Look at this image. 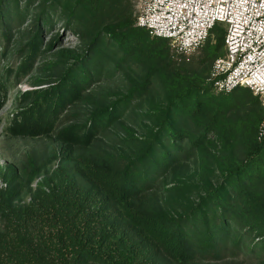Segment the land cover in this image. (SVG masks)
Here are the masks:
<instances>
[{"label": "trees", "instance_id": "16d2710c", "mask_svg": "<svg viewBox=\"0 0 264 264\" xmlns=\"http://www.w3.org/2000/svg\"><path fill=\"white\" fill-rule=\"evenodd\" d=\"M25 1V8L19 0L0 7V18L8 19L0 31L6 40L3 56L13 37L17 40L13 22L20 18V27L35 2ZM48 2L32 29L17 31L18 62L8 68L15 73L14 84L34 75L40 57L52 50L53 43L43 45L39 22L51 24L57 6L69 17L66 26H75L85 38L97 34L90 54L68 47L53 51L55 61L39 70L58 68V78H37V83L48 82V88L23 93L33 96L34 105L15 114L6 128L10 134H51L68 106L93 102L89 87L117 62L111 56L109 69L101 63L114 42L127 51L125 59L149 63V72L143 80L129 77L128 93L111 104L96 102L90 123L56 130L61 158L73 162L76 172L57 166L37 183L31 200L20 203L23 180L8 165L2 173L7 187H0V264H164V259L202 264L240 257H257L256 264H264V136L259 134L264 106L248 87L217 93L208 80L214 60L225 53L223 23L215 25L199 49L195 68H187L173 63L169 39L136 25L132 14L120 8L123 0H43ZM116 9L121 15L102 23ZM101 32L109 40L104 42ZM154 72L164 99L149 101L140 114L141 122L150 124L141 134L129 129L119 139L127 160L119 165L118 153L89 150L103 130L143 100ZM76 146L89 152L77 153ZM57 157L56 152L49 162ZM185 161L193 173L179 172L165 189L174 214L151 207L146 196L156 181ZM42 169L33 166L25 185Z\"/></svg>", "mask_w": 264, "mask_h": 264}, {"label": "rangeland", "instance_id": "374dc122", "mask_svg": "<svg viewBox=\"0 0 264 264\" xmlns=\"http://www.w3.org/2000/svg\"><path fill=\"white\" fill-rule=\"evenodd\" d=\"M9 0L0 1V7H5ZM51 1V0H50ZM20 6L25 8L27 2L25 0H19ZM43 3V0H35L33 2L28 14L24 20L21 22V26H18L20 23V18L14 21V32L15 38L20 37L18 35V29L30 30L34 27L35 23L38 22L37 17L42 9V7L50 4ZM3 4V5H2ZM5 4V5H4ZM121 9L124 8L127 12L132 14V17L136 19L137 14V0H123ZM64 10H61V7L57 6L55 12H53V22L48 26H45L43 22H39V26L42 25V40L43 45L53 43L52 50L47 53L45 56L40 57L39 64L36 65L37 69L33 74H27L22 77L17 83H13L15 78V73L9 74L8 68L18 62L17 58V40H11L9 44V51L7 56H3L2 52L4 51V45L6 40L3 35L0 34V96L3 97V106L0 109V115L2 120L0 123V187H7L6 181L2 177V173L7 170L8 165L12 164L19 170L20 180H23L21 184L22 193L18 198L20 203H28L31 200L32 193L36 188L37 183L45 176H50L52 171L59 165H68L72 168V172H76L74 163L71 161H65L61 158V147L62 143L57 140V129H61L72 123H90L88 117L92 112L96 102H103L104 104H111L112 102L118 100L120 97L126 95L131 87L129 77H134L138 80H143L149 72V63L141 61L135 57V59L130 56L126 58L127 51L121 49L118 44L114 42L109 49V56L103 57L101 63L107 69H109L108 62L110 57L113 56L117 62L115 66H112L108 73L106 71L102 72L101 81L92 84L89 87L87 93H94V98L92 101H78L75 104L68 106L62 113V115L57 120V128L55 132L51 134L41 135V136H13L6 130L8 125H10L11 119L15 116L16 113L21 111L26 107L29 108L33 104V96L24 95V92H28L34 89L40 88L41 90L48 88V82L37 83L36 79L41 78L51 81L52 79L58 78L59 74L58 68H47L48 70L39 69L46 63L54 62L52 57L53 51H56L59 47H68L75 49L78 53L83 55L90 54V44L91 41L97 34V30L88 35V37L83 36L75 26H66V19L68 15L63 13ZM81 14V13H79ZM78 14V15H79ZM76 15V14H75ZM77 15V16H78ZM120 11L114 10L108 12L105 16L101 18L102 23L110 22L111 20L119 17ZM75 18L81 19L84 21L87 17H72V20ZM76 22V21H75ZM84 23V22H83ZM8 24V19L2 20L0 18V31L3 29V26ZM86 24V23H84ZM44 25V26H43ZM96 25V24H94ZM85 26V25H84ZM95 28V27H94ZM90 30V28H89ZM92 30V29H91ZM90 30V31H91ZM104 33V32H101ZM104 42L109 40V37L105 33L103 34ZM31 36L29 37V39ZM14 42V43H13ZM200 50L191 53L190 55H177L171 45V56L173 58V63L175 65L185 66L187 68H195V61L199 59ZM125 59V61H124ZM123 60V65L118 67V62ZM117 65V66H116ZM114 67V68H113ZM115 69V70H114ZM155 74V75H154ZM37 75V76H36ZM164 99V94L162 90V82L159 78L157 72H154L152 75V80L149 85V92L143 98V100L136 105V108H131L127 114L123 115L117 120V122L110 125L107 129L103 130L94 142V145L90 146L91 151L95 153H101L104 151H112L118 154L119 165H122L125 160H127V155L121 148L119 144V139L125 138V135L128 134V130H136L138 134H141V130L146 128L150 124H143L141 122V115L145 112L146 106H148L149 101L162 102ZM131 111V112H130ZM36 112V111H35ZM128 149V148H127ZM130 149V148H129ZM88 149L76 146L77 153H88ZM58 153L55 160L50 161L54 153ZM128 152V151H127ZM129 153V152H128ZM188 161L182 162L181 166H176L169 174L160 177L156 181V187L153 188L152 192L149 193L146 197V202L156 210L162 209V211L173 213L175 212L172 208L170 202H166L169 197V194L165 192L166 186L174 182V176L179 172L193 173V170H187L185 166H188ZM190 162V161H189ZM43 167L41 174L30 184L25 185V180L27 179V173L32 170V167ZM82 181L81 177H78ZM195 179V176H192ZM196 196V195H195ZM195 196H192L194 198ZM257 257L253 258H234L226 262H213V261H201L202 264H256L258 262ZM164 264H175L167 259H164Z\"/></svg>", "mask_w": 264, "mask_h": 264}, {"label": "built area", "instance_id": "2783aa9c", "mask_svg": "<svg viewBox=\"0 0 264 264\" xmlns=\"http://www.w3.org/2000/svg\"><path fill=\"white\" fill-rule=\"evenodd\" d=\"M217 23L225 28V53L213 62L212 88L248 87L264 106V0H137L136 25L169 39L177 55L200 49Z\"/></svg>", "mask_w": 264, "mask_h": 264}]
</instances>
